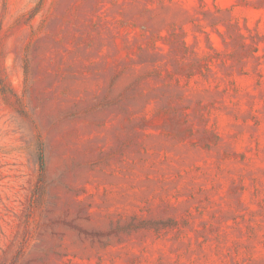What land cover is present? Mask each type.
Instances as JSON below:
<instances>
[{
    "label": "rangeland",
    "instance_id": "rangeland-1",
    "mask_svg": "<svg viewBox=\"0 0 264 264\" xmlns=\"http://www.w3.org/2000/svg\"><path fill=\"white\" fill-rule=\"evenodd\" d=\"M0 264H264V0H0Z\"/></svg>",
    "mask_w": 264,
    "mask_h": 264
}]
</instances>
